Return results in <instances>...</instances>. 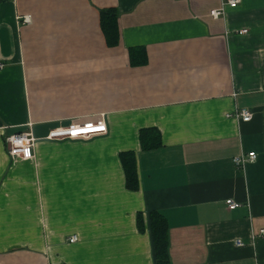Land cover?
<instances>
[{
	"label": "crops",
	"instance_id": "obj_1",
	"mask_svg": "<svg viewBox=\"0 0 264 264\" xmlns=\"http://www.w3.org/2000/svg\"><path fill=\"white\" fill-rule=\"evenodd\" d=\"M226 1L0 0V264H156L151 212L169 264H264V0ZM97 115L105 133L47 139ZM29 128L30 158L8 155Z\"/></svg>",
	"mask_w": 264,
	"mask_h": 264
},
{
	"label": "built area",
	"instance_id": "obj_2",
	"mask_svg": "<svg viewBox=\"0 0 264 264\" xmlns=\"http://www.w3.org/2000/svg\"><path fill=\"white\" fill-rule=\"evenodd\" d=\"M238 4V0H228L226 1L225 6L229 8H235ZM222 9L218 11H212L210 15L213 18H217L221 13ZM25 23H29L28 19H23ZM242 31L241 33H244ZM2 65H0L1 69ZM236 119H240L242 122L247 123L251 120V113L247 110H241L234 114ZM97 127V128H96ZM94 131V132H91ZM97 131V132H96ZM91 132V133H87ZM87 133V134H86ZM105 133V127L101 121H88V122H70L65 128H57L50 131L47 135V139H86L91 138L93 135H98ZM6 144L8 146V155L12 157H19L21 159L30 158L31 151L34 148L35 139L30 131H19L14 133L6 138ZM255 154L253 152L248 153L247 155H240L233 159V164L236 167H241L249 161L255 159ZM225 204L229 210H234L239 207L232 200H226ZM261 236H264V231L260 232ZM78 240L77 236L73 235L69 238V243H76ZM236 245L241 246L239 242H236Z\"/></svg>",
	"mask_w": 264,
	"mask_h": 264
},
{
	"label": "trees",
	"instance_id": "obj_3",
	"mask_svg": "<svg viewBox=\"0 0 264 264\" xmlns=\"http://www.w3.org/2000/svg\"><path fill=\"white\" fill-rule=\"evenodd\" d=\"M117 12L114 9H106L100 12V28L108 46L118 43ZM140 143L144 149H153L159 146L158 133L154 129L140 131ZM122 167L125 174L126 188L136 189V170L132 153L120 154ZM139 225L141 218L137 216ZM150 229L152 233L153 250L156 264H169L167 225L164 218L158 212L149 214Z\"/></svg>",
	"mask_w": 264,
	"mask_h": 264
},
{
	"label": "rangeland",
	"instance_id": "obj_4",
	"mask_svg": "<svg viewBox=\"0 0 264 264\" xmlns=\"http://www.w3.org/2000/svg\"><path fill=\"white\" fill-rule=\"evenodd\" d=\"M96 121H101L100 116L97 115V117H96ZM25 131H28V130H25Z\"/></svg>",
	"mask_w": 264,
	"mask_h": 264
}]
</instances>
